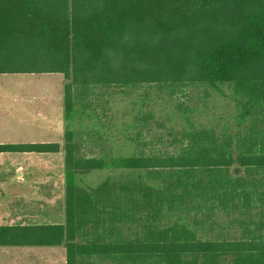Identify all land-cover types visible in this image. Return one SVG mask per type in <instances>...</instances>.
Masks as SVG:
<instances>
[{
    "label": "trees",
    "instance_id": "1",
    "mask_svg": "<svg viewBox=\"0 0 264 264\" xmlns=\"http://www.w3.org/2000/svg\"><path fill=\"white\" fill-rule=\"evenodd\" d=\"M0 74H62L68 122L81 89L168 85L229 87L243 123L264 110V0H0ZM243 130L193 129L173 149L85 157L67 127L64 224L0 226V246H63L65 264H264V132ZM104 170L134 176L119 184L123 216L148 211L145 238L79 239L91 215L115 213V195L103 200L111 208L97 196L109 181L81 186Z\"/></svg>",
    "mask_w": 264,
    "mask_h": 264
},
{
    "label": "rangeland",
    "instance_id": "2",
    "mask_svg": "<svg viewBox=\"0 0 264 264\" xmlns=\"http://www.w3.org/2000/svg\"><path fill=\"white\" fill-rule=\"evenodd\" d=\"M66 83L62 74H0V141L43 140L60 147L57 153L49 155L0 154V173L28 172L31 177L28 181L39 189L0 190V224L10 221L7 207L11 199L13 203L22 200L19 209L27 215L26 223H46L42 220L65 217L63 145L67 127L74 132L79 154L85 157L128 156L173 149L181 141L186 144L184 134L193 129L212 128L217 135L224 129L234 133L243 127L245 132H264V110L252 112L240 123L236 119L239 99L227 86L85 88L77 92L74 118L68 122L64 119ZM43 113L51 115V122L60 120L61 136L57 132L27 131L28 125L43 124ZM232 171L236 174L237 167ZM133 177L107 170L81 176L82 189L91 193L101 182L109 181V189L97 195L102 200V208L112 206L108 201L103 202L106 193L115 195V213L104 212L98 218L91 215L90 221L80 227L81 241L145 238V230L151 223L148 211L135 207L136 215L123 216L125 193L119 184Z\"/></svg>",
    "mask_w": 264,
    "mask_h": 264
},
{
    "label": "crops",
    "instance_id": "3",
    "mask_svg": "<svg viewBox=\"0 0 264 264\" xmlns=\"http://www.w3.org/2000/svg\"><path fill=\"white\" fill-rule=\"evenodd\" d=\"M42 125H28L27 131H46L48 133L56 135H62V124L60 120L57 123L51 122L50 116L47 113H43ZM0 131L1 128H0ZM30 143H50L48 141H16V142H1L0 144H30ZM0 154H17V155H49L54 153H0ZM14 174V175H13ZM28 172H7L0 173V190H39L32 181H28L31 177ZM3 180V181H2ZM8 212L10 213L9 220L4 221L5 224L0 226H17V225H52V224H64L65 217L59 220V217L54 219L42 220L47 221L46 223H26L27 215L19 209L22 206V200H17L15 203L9 202ZM14 205H16L14 207ZM15 208V210L13 209ZM10 209V210H9ZM13 209V211H12ZM0 264H65V249L63 246L54 247H32V246H0Z\"/></svg>",
    "mask_w": 264,
    "mask_h": 264
}]
</instances>
